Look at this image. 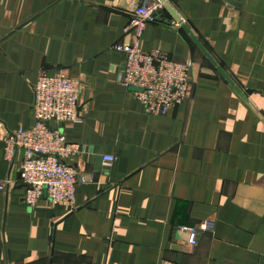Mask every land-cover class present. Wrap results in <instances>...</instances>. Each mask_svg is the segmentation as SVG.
<instances>
[{"label": "crops", "instance_id": "0c3cea01", "mask_svg": "<svg viewBox=\"0 0 264 264\" xmlns=\"http://www.w3.org/2000/svg\"><path fill=\"white\" fill-rule=\"evenodd\" d=\"M166 1L142 49L192 62L191 90L155 117L119 84L126 12L110 0H0V183L13 180L0 189V264H264V122L177 24L264 116V0ZM41 69L82 86L81 121L61 127L85 150L69 160L87 181L72 206H26L22 155L5 160L2 133L34 125ZM209 220L190 252L178 227Z\"/></svg>", "mask_w": 264, "mask_h": 264}, {"label": "built area", "instance_id": "2783aa9c", "mask_svg": "<svg viewBox=\"0 0 264 264\" xmlns=\"http://www.w3.org/2000/svg\"><path fill=\"white\" fill-rule=\"evenodd\" d=\"M113 11H123L130 16L124 30L125 41L113 48L124 55L119 84L132 92L149 116L166 117L183 107L190 99V74L192 62L172 60L161 50L146 52L142 39L151 24H163L164 11L161 0H115ZM175 25V24H173ZM32 107L34 125L2 133L5 160L14 165L22 155L18 181L27 187L24 203L35 208L44 193L55 205H74L80 183L85 178L70 164L73 157L84 154L81 145L70 143L62 126L81 121L80 99L82 86L79 80L62 73L50 74L41 69L33 87ZM105 163L112 167L115 157H106ZM12 179L2 181L0 189L7 190ZM213 228L212 221L189 227H178L190 252L197 250L201 233Z\"/></svg>", "mask_w": 264, "mask_h": 264}, {"label": "water", "instance_id": "95a60500", "mask_svg": "<svg viewBox=\"0 0 264 264\" xmlns=\"http://www.w3.org/2000/svg\"><path fill=\"white\" fill-rule=\"evenodd\" d=\"M111 2L115 0H110ZM164 10L167 8L169 11L172 12L170 5L166 0H161ZM190 37L192 42L196 45V47L203 53V55L206 57V59L213 65V67L216 69V71L222 76L225 81L234 89L236 94L256 113V115L264 122V116L262 113H260L254 105L251 103V101L248 99V97L243 93V91L234 83V81L227 75V73L223 70V68L220 66V64L214 59V57L210 54V52L206 49L204 44L199 40V38L194 34V32L190 29V27L186 24L184 20H179V23H177ZM131 92H139L140 90L132 88L130 89ZM17 175V174H16ZM17 179V176L15 177ZM47 198V193L45 192L43 197Z\"/></svg>", "mask_w": 264, "mask_h": 264}]
</instances>
